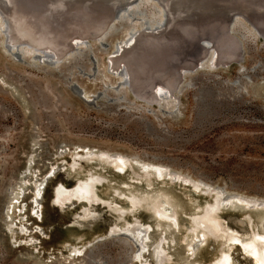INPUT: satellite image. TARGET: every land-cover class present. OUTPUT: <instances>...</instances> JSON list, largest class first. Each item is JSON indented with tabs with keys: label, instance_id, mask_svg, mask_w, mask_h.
Masks as SVG:
<instances>
[{
	"label": "rangeland",
	"instance_id": "rangeland-1",
	"mask_svg": "<svg viewBox=\"0 0 264 264\" xmlns=\"http://www.w3.org/2000/svg\"><path fill=\"white\" fill-rule=\"evenodd\" d=\"M133 2L123 5L119 16L138 26L144 19L130 9ZM239 20L244 27L238 24L229 34L241 42L237 57L219 62L216 53L211 66L208 53L204 64L198 61L182 75L169 100L159 101L137 98L127 87L115 90L122 78L109 56L125 36L123 29L78 40L88 46L79 44L80 54L55 65L32 54L19 59L7 51L0 32V264H156L152 250L161 238L169 255L161 264H209L221 250H228L235 264H252L238 244L227 248L200 230L181 239L190 215L211 200L198 181L219 188L223 196L264 199V38ZM103 152L121 154L127 164L110 165L97 157ZM143 162L174 175L139 174ZM89 172L103 178L96 192L114 207L126 206L128 194L141 203L121 218L101 202L92 204L87 216L81 215L84 203L75 199L63 207L54 203L56 185L70 188ZM35 182L42 183V192L37 216H30ZM233 202L220 216L243 233L249 225L236 222L244 211ZM155 205L175 212V220L156 218ZM262 211L246 212L253 227ZM134 218L150 227L139 259L134 257L139 241L124 231L109 233ZM21 226L27 233H20ZM189 242L193 249L186 251Z\"/></svg>",
	"mask_w": 264,
	"mask_h": 264
},
{
	"label": "bare ground",
	"instance_id": "bare-ground-1",
	"mask_svg": "<svg viewBox=\"0 0 264 264\" xmlns=\"http://www.w3.org/2000/svg\"><path fill=\"white\" fill-rule=\"evenodd\" d=\"M116 1L124 0H63L65 4L64 8L60 12L54 13L52 11L53 8H51L52 4H57L54 0H0V11L6 20L8 40L12 45L23 44L32 51L43 50L57 56L67 51L70 45L76 43V41L86 37H95L102 33L108 24L110 9ZM125 1L123 5L129 6L128 3L131 0ZM133 1L130 9L140 13L144 21L139 22L140 24L138 26H135L136 22L126 25L127 17L125 15L119 16V26H113L111 31L113 29H123L125 36L115 44L109 56L111 61L110 67L118 70L124 64L126 66L128 65L129 72L135 79V89L144 98L152 100L158 91L165 90L166 88L171 94L170 90L178 83V74L176 69L170 66V63L180 54L181 49L187 43L182 41L188 39L190 42H193L191 43L192 48H195L196 46L198 47V43L200 44L202 37L207 36V34L216 33L218 35V37L216 36L217 38L215 37L216 45L218 48L220 47V54L217 61L229 62L231 59L237 57V47L239 45L236 47L234 44H239V42L236 37L229 36V34L231 35L229 30H232L238 24L244 27V24L239 18L231 15L229 19H233V22L236 21L234 25L232 23L230 26H228L227 22L213 19L211 21L212 26L210 25V27L208 24L199 25V23L196 24L189 20H177L174 30L166 36L162 35L161 31L158 33L152 31L154 25H157L163 19L162 6L157 1H155L157 5L151 0ZM62 15H66L67 17L60 18L59 16ZM255 22L256 24H262L264 21L259 19ZM144 24L149 27H146ZM129 48L132 49L123 55L125 49L127 50ZM215 56L211 54L208 58L209 61H213ZM190 62L189 60L184 61L187 66ZM202 63L204 64V62ZM159 73L162 75V81H156L152 85L147 86V81ZM97 157L104 159L110 165H115L117 168L127 164V157L118 153L111 154L103 152L97 154ZM139 169V174L146 175L152 170L157 178H161L164 174L171 177L174 175L166 167L154 163H140ZM177 175L176 178L178 177ZM138 178L139 176L132 177V179L136 180ZM102 179L99 174L89 172L84 178L77 179L70 188L60 183L53 189V201L60 207H63L66 202L73 201V199L76 202L84 203V206L81 208L82 216H87L90 213L92 204L101 202L102 204H106L107 207L117 209L119 218L123 217L127 211H133L141 203L140 198L134 194H128L127 196L122 194L125 197L126 206L117 207V204H115L116 207H114V203L110 201V198L103 199L96 192V185L98 182L101 183ZM182 179L187 181V183H192L186 177ZM197 183L206 187V189L203 188L204 193L209 194L211 200H206L200 207V210L194 211L190 215L188 225L185 227L186 233L181 239L185 241L188 236L193 235L195 230H200L203 232V235L207 234L215 240H223L228 245L227 248L238 244L240 250L250 258L252 264H264V216L253 227L252 217L246 213L255 207H261L264 213V199L245 195L223 196L219 188L206 185L202 181H198ZM41 192L42 183L35 182L33 197L31 198L30 216H37V200ZM14 198L15 196L12 197L11 202L7 206L9 209L14 204ZM232 200H234L233 203L240 206L244 211V215L246 214L236 219V222L239 224L243 225L245 223L249 225V229L243 233L226 224L220 216V209ZM155 206L153 210L155 211L156 218L165 221L175 220V212L164 213L158 205ZM261 225L263 230L259 229ZM149 228V225L141 222L138 218H134L129 224L123 227L112 226L109 229V233L124 231L127 235L132 236L133 239L139 241L138 252H134V257L138 258L140 255L139 250L144 248V240L147 238ZM24 232L27 233V230L21 226L20 233ZM162 241L163 238L157 242V245H154L152 250V256L155 257L154 262L156 264H161L169 260V255L165 252ZM192 249L193 243H187L186 251H191ZM71 251L77 252L79 249L73 248ZM209 264L235 263L228 250H221L217 252L214 260L210 261Z\"/></svg>",
	"mask_w": 264,
	"mask_h": 264
},
{
	"label": "water",
	"instance_id": "water-1",
	"mask_svg": "<svg viewBox=\"0 0 264 264\" xmlns=\"http://www.w3.org/2000/svg\"><path fill=\"white\" fill-rule=\"evenodd\" d=\"M57 2V4H52L51 8L54 13L60 12L62 8H64L63 0H54ZM77 1H83V0H77ZM91 1V0H87ZM157 1L163 8V19L157 24L154 25L155 30L161 31L162 35H169V32L174 30V27L176 26V22L182 21V20H189L193 23H196L199 25L208 24L210 27L211 21L213 19H218L223 22H227L228 26L233 23V19H229L231 15L241 18L245 20L247 23H249L252 30L264 38V22L262 24H256L255 21L261 19L264 21V1H255V0H155ZM120 2V3H119ZM126 1H116L113 3L111 7L110 12V18L107 21L108 24L106 28L96 37H103L108 34V32L111 30V28L114 25V21H117L119 19V14L121 11L126 8L120 5H123ZM129 4V3H128ZM85 10V9H84ZM66 18L67 16L62 15L59 16ZM58 19V18H57ZM146 27H149L146 25ZM202 27V26H201ZM232 34L233 29L229 30ZM0 32L4 35V42L5 47L8 52L11 54L17 56L19 59H21L22 55L25 54H32L33 59H37L39 61L43 60L46 63L50 65H55L58 62L61 61V59L64 56L67 55H73L76 52L80 51L81 49H78L79 44H84L88 46V41H76V43H73L70 45L67 51H65L63 54H59L55 56L53 53L46 52L43 50H30L27 46L23 44H16L12 45L8 40L7 35V25L6 20L0 11ZM218 37L216 33L213 34H207V36L202 37L200 39V44L198 43V47L192 48L191 43L188 39L187 42L183 48L180 51V54L176 56L173 62L170 63V66L173 69H176L177 72V81L178 83L181 80V77L183 73H185L187 70L191 69L194 65H202L203 58L208 54L212 53L214 56L220 54V47L218 48L216 45V39L215 37ZM216 37V38H217ZM88 38V37H86ZM83 38V39H86ZM184 39V38H183ZM238 39V38H237ZM239 44L241 43L240 40H237ZM195 42V41H194ZM237 47V44H234ZM238 48V47H237ZM129 49H125V52L123 55L127 53ZM14 50V52L12 51ZM191 61L190 64L187 66L184 61ZM207 62L212 66L213 61L207 60ZM128 66V65H127ZM126 64L118 68V76L122 78L120 81H118L117 86L115 87V90L118 91L120 87H127L131 93L141 99H145L146 101H159L160 100H169V98L172 96L173 92L176 89V85L170 90L171 94L166 90H161L156 93V96L150 100L147 98H144L143 95L139 94L138 91L135 89V79L129 72V67H127ZM156 81H162V75L159 73L157 75L152 76L147 81V86L152 85L153 82ZM72 90L80 96L83 100H85V97L82 94V91L77 86L72 87ZM101 95V93H100ZM126 238L134 241L133 237L130 235L125 234Z\"/></svg>",
	"mask_w": 264,
	"mask_h": 264
}]
</instances>
